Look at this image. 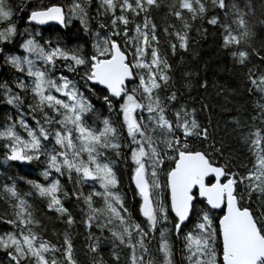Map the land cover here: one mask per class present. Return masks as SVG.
Wrapping results in <instances>:
<instances>
[{"label": "snow or ice", "instance_id": "obj_1", "mask_svg": "<svg viewBox=\"0 0 264 264\" xmlns=\"http://www.w3.org/2000/svg\"><path fill=\"white\" fill-rule=\"evenodd\" d=\"M161 2L99 0L91 17L92 0H71L67 8L43 3L29 8L26 2L0 0V56L4 66L21 74L15 91L8 82L0 84V103L17 115H6L11 122L0 130V140L7 161L42 163L46 182L12 176L11 183L0 184V194L12 208L11 214L0 215V224L7 226L0 232L7 264H58L57 251L63 264H77L67 232L60 248L39 234L42 218L29 197L38 198L46 215L68 226L77 219L65 202L81 205L79 223L91 239L93 264H105L101 247L108 241L131 250L128 264H175L172 236L184 242L186 254L182 250L181 255L188 264H264V127L255 123L264 125V32L251 46L256 24L264 26V19L241 10L236 0H169L179 26L165 29V35L174 37L167 43L175 55L178 48L188 51L189 33L194 27L199 32L194 22L206 19L221 33L224 55L241 66L256 110L251 123L232 122L252 158L246 165L234 162V153L214 139L196 109L170 91L172 65L161 54L157 26L150 19ZM18 13H26L23 25ZM52 21L58 27L53 35H44L53 30L38 26ZM73 21L88 39L70 45L65 37ZM58 67L74 76H54ZM200 86L207 88V81ZM94 96L102 101L99 108ZM113 113L118 120H112ZM106 152L123 157L129 166L139 222L115 191L119 179ZM21 179L30 186L27 191L18 189ZM158 229L157 260L150 246ZM112 260L120 264L115 249Z\"/></svg>", "mask_w": 264, "mask_h": 264}, {"label": "trees", "instance_id": "obj_2", "mask_svg": "<svg viewBox=\"0 0 264 264\" xmlns=\"http://www.w3.org/2000/svg\"><path fill=\"white\" fill-rule=\"evenodd\" d=\"M14 5L26 2L28 7H32L36 4H63L67 8L71 4V0H11ZM99 0H92V7L89 9V14L94 17L96 14V6ZM240 5L241 10H247L255 14L257 19H264V0H236ZM169 0H162L161 7L153 11L150 19L152 23L157 26V34L160 38L161 54H166L169 63L172 65V88L170 91H176L178 100L180 103L185 104L188 108H195L199 120L209 127L214 139L219 142H224V148L227 152L234 153L235 161L242 162L248 165L252 159L246 148L239 143L237 133L233 131V120L238 118L241 122L251 121V117L256 115V110L253 106V98L248 94L246 89V78L241 71V66L235 64L231 56L224 55V50L221 47V33L217 29L209 25L204 20H197L194 22L195 26L199 27L197 32L196 27L189 33V49L183 51L177 49L175 55H172L171 49L167 43L168 40H174V37L165 35V29L168 32L173 31V26H179V22L174 16L170 14ZM246 5L250 7H245ZM26 13H18L17 22L19 25L25 23ZM102 20H107L108 17H101ZM139 21V18H136ZM92 30L95 31L98 27L95 19L91 20ZM78 21H73L72 28L69 34L65 37L66 41L72 45L82 40L88 39V36L83 33L77 32L76 28ZM58 26H50L49 31L44 35H53L55 28ZM131 28V25H129ZM43 29V28H40ZM45 29V28H44ZM207 30V31H205ZM257 33L256 41L251 46L256 47L261 39V33L264 32V26L259 23L256 24L254 29ZM103 35L104 30H100ZM85 50H88V46L85 45ZM13 53H19V49H13ZM2 64V74L0 78V84L8 82L14 88V81L17 76L21 75L16 73L11 68L4 66L3 57L0 56ZM255 67V65H253ZM63 73L69 78L74 76L73 73L67 72L66 68L58 67L57 72L53 75H59ZM191 75H187V74ZM207 81L208 87L203 88L200 86L201 82ZM83 84V81H79ZM83 90V89H82ZM29 99L31 93H27ZM97 107L99 108L102 101L93 97ZM27 111V109H24ZM11 114L13 119L17 118L16 110L12 109L6 104L0 103V130H3V126L6 121V115ZM39 114L37 113V116ZM108 114L105 112V116ZM113 121L118 120L115 113L111 115ZM258 126L264 127L260 124V121H255ZM102 126V125H101ZM118 127V125H117ZM247 131V129H244ZM21 136L27 138L23 129L17 128ZM4 141L0 140V184L5 182L11 183L9 177H24L25 179L37 180V182L46 183L40 173L44 170V165L40 162L34 161L30 165H20L17 162L7 161L5 159L7 149L4 147ZM219 146V144H218ZM113 163L114 170L116 171L119 179V187L115 191H118L122 197H124L125 204L130 211L133 212L134 219H137L136 208L139 202V197L133 191L134 186L130 181V169L128 164L123 160V157H115L111 152H106ZM86 159V154H84ZM43 159V158H42ZM163 183V177H161ZM18 189L22 192L29 189V185L24 183V180H19L17 184ZM67 187L71 189L72 185L68 184ZM88 189L85 188V191ZM162 198L166 195L163 189L160 190ZM28 202L35 210V214L42 218V230L37 229L39 234L44 240L50 244L60 248L63 244L64 233L67 232L69 238L73 244V255L77 261V264H93V254L89 252V243L91 239L88 236V231L83 224L79 223V207L73 201H66V205L69 206L70 211H73L77 222L73 226L66 225L62 219L51 216V214H45L41 201L38 198L29 197ZM102 204V202H99ZM12 208L10 201L7 197L0 194V215L11 214ZM5 225L0 224V232L6 230ZM170 227V226H169ZM95 235L99 236L98 230H93ZM105 236H110L105 232ZM158 238L159 229L156 233V239L151 241L150 253L154 259L160 258L158 252ZM174 252L175 264H188L185 256L181 255L183 250L186 254V249L183 248L184 242L178 240L175 236L171 237ZM108 243V244H107ZM118 245V242H117ZM112 244L111 241L104 243L101 247V255L104 258L105 264H113L112 254L113 249L120 255V264H128V258L130 249L124 246H117ZM48 256L53 255L48 253ZM55 257L58 264H63V256L60 251L55 253ZM0 264H7V258L3 252H0Z\"/></svg>", "mask_w": 264, "mask_h": 264}, {"label": "water", "instance_id": "obj_3", "mask_svg": "<svg viewBox=\"0 0 264 264\" xmlns=\"http://www.w3.org/2000/svg\"><path fill=\"white\" fill-rule=\"evenodd\" d=\"M50 26H58V25L56 24V22L52 21V22H49L48 25L38 26V27H40V28H48V27H50ZM1 72H2V69H1V63H0V77H1ZM101 87H102V86H101Z\"/></svg>", "mask_w": 264, "mask_h": 264}, {"label": "flooded vegetation", "instance_id": "obj_4", "mask_svg": "<svg viewBox=\"0 0 264 264\" xmlns=\"http://www.w3.org/2000/svg\"><path fill=\"white\" fill-rule=\"evenodd\" d=\"M138 219V222H139V220H141L142 219V217L141 218H137Z\"/></svg>", "mask_w": 264, "mask_h": 264}, {"label": "bare ground", "instance_id": "obj_5", "mask_svg": "<svg viewBox=\"0 0 264 264\" xmlns=\"http://www.w3.org/2000/svg\"><path fill=\"white\" fill-rule=\"evenodd\" d=\"M108 244V243H107ZM103 247V246H102Z\"/></svg>", "mask_w": 264, "mask_h": 264}]
</instances>
